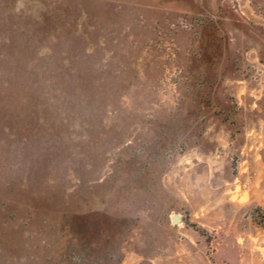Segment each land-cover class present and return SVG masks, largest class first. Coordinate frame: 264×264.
I'll return each instance as SVG.
<instances>
[{"label":"rangeland","instance_id":"374dc122","mask_svg":"<svg viewBox=\"0 0 264 264\" xmlns=\"http://www.w3.org/2000/svg\"><path fill=\"white\" fill-rule=\"evenodd\" d=\"M0 264H264V0H0Z\"/></svg>","mask_w":264,"mask_h":264}]
</instances>
